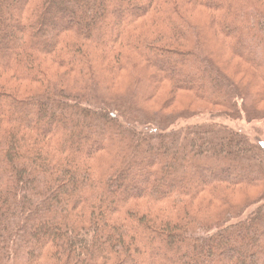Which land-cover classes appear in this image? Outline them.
I'll list each match as a JSON object with an SVG mask.
<instances>
[{
	"label": "trees",
	"instance_id": "1",
	"mask_svg": "<svg viewBox=\"0 0 264 264\" xmlns=\"http://www.w3.org/2000/svg\"><path fill=\"white\" fill-rule=\"evenodd\" d=\"M187 5L208 12L212 35L264 81L256 1ZM190 28L174 0H0V264H264V193L229 225L226 211L192 227L180 208L197 193L264 183V149L215 125L133 123L123 115L135 109L145 76L112 103L94 66L107 63L114 75L143 62L153 89L166 81L213 105L242 96L256 103L215 69L197 37L194 49L171 50ZM163 63L175 71L166 74ZM184 177L194 184H177Z\"/></svg>",
	"mask_w": 264,
	"mask_h": 264
},
{
	"label": "rangeland",
	"instance_id": "2",
	"mask_svg": "<svg viewBox=\"0 0 264 264\" xmlns=\"http://www.w3.org/2000/svg\"><path fill=\"white\" fill-rule=\"evenodd\" d=\"M174 1L182 18L185 19L191 28L190 33L186 35L187 42L174 41L170 46L171 50H192L195 47L194 44L197 41V37L200 40L199 45L203 44L208 49L209 60L215 69L221 75H224L241 95L249 94L252 96L251 98L258 96V101L256 103L252 102L251 105V99L249 101L242 96V100H236L231 107L220 106L222 105L220 102H216L219 105H213L186 87H174L172 82L161 81L158 84L156 83L153 89L151 84L145 80L149 79L147 77L151 75L152 70L150 71V68H146L143 62L135 66L128 65L125 71L122 70L112 75L106 70L108 64L96 59L94 66L95 68H99L98 66H100L99 69L102 68L100 70L102 74H100V78L106 79L108 83V85L106 84L108 92L103 93L104 96L110 102L117 103V101L125 99V96L132 95L134 89L130 91L131 87L138 86L141 79L145 76L136 94L140 97L137 98L138 100L134 105L135 109L127 110V115H123L127 120L130 118L133 123L157 125L161 127L160 129L166 131L179 130L192 125H215L231 132H237L243 135L248 143L258 145L264 149V81L260 79L255 69L244 61L234 58L223 48L221 44L224 45V42L220 37L215 38L212 35L214 30L210 27V14L208 12L197 7H191V4L187 5V0ZM254 1L257 2L258 7L264 14V0ZM79 12H81L79 6L76 10L72 9L73 15H78ZM126 12H128V9L123 8L122 13ZM138 23H141V21ZM79 25H82V21H80ZM149 25L148 23L143 28H139L140 31L137 32L142 34L150 28ZM160 26L157 24L155 30H161ZM165 32L169 33L167 29H165ZM205 39H208L209 42H206ZM161 66H164V69L167 70L166 74L175 71L171 65L168 67L169 64L163 63ZM63 72L64 70L58 69V75L61 76ZM48 74L50 75L49 72ZM189 75L190 72L183 69L180 72V76L188 80L191 78ZM72 79L70 76L64 78L68 83L72 82ZM18 89L21 93H24L23 91L29 93L38 91L33 86L28 87V89L26 86H22L18 87ZM127 91H129L128 94ZM243 100L245 103H243ZM102 136L107 139L110 137L106 132L102 133ZM110 157L112 155L108 156L109 160ZM182 180L190 183L188 187L195 182L191 177H184L175 181L177 184H181ZM263 193L264 183L222 186L217 193L213 194V197L207 195L206 192H202L197 193L193 199H182L180 208H188L189 217L192 218V223H190L192 227L204 220H213L216 216L226 211L229 212L228 219L230 220L227 224L229 225L236 222L234 219L237 216L236 214L242 213V216H245L250 213L256 207L254 205L258 203ZM136 206L140 207L141 204L137 203ZM140 209L143 210L144 208ZM154 209H156L154 210L156 212L165 210L164 207H155ZM165 213L171 216L169 210H166ZM40 264L52 263L44 261ZM60 264H65L63 259ZM69 264H73V262Z\"/></svg>",
	"mask_w": 264,
	"mask_h": 264
}]
</instances>
